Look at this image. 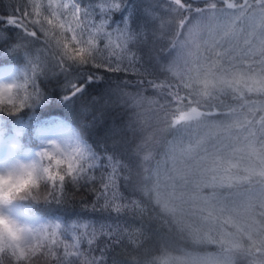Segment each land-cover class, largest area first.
<instances>
[{
	"label": "snow or ice",
	"instance_id": "snow-or-ice-1",
	"mask_svg": "<svg viewBox=\"0 0 264 264\" xmlns=\"http://www.w3.org/2000/svg\"><path fill=\"white\" fill-rule=\"evenodd\" d=\"M54 3L55 0H48L45 8L43 3L32 0V14L37 19L29 23L43 33V47H36L37 31L25 23L30 15L27 12L21 18L9 17L6 21L24 35L12 43L7 37H0V44L6 45L7 50L26 57L24 79L31 82L33 92L23 97L20 106L33 105L46 96L37 80L47 78L50 60H55L54 66L64 74L63 87L71 91L70 96H62L64 102H70L93 83L95 77L85 74L86 66L113 72L137 71L145 77L138 84L150 86L163 103L139 92L120 90V100L132 109L127 130L135 135L139 126L141 134L135 155L149 163L158 142L154 133L143 135L146 129L138 109L145 102L162 119L165 128L160 131L170 129L173 133L172 139L166 141L164 166L157 164L151 171L146 169L144 187L139 190L165 215V223L193 246H217L215 252L202 253L195 247L193 251L181 249L179 257L157 258L149 264H239V257H244L247 264H264V0H204L203 7H194L191 0H171L176 7L170 10L180 12L179 28L187 27L189 37L181 41L177 31V39L161 47L159 75L131 53L130 44L154 40L143 28L131 27L135 23L133 15L122 19L123 27L118 24L112 31L107 30V17L113 11H123L126 0L102 7L105 18L99 23L79 0L55 7ZM148 76L155 78L146 79ZM15 86L0 84V104L7 95V103L16 107L10 95ZM252 95L257 99H250ZM196 125L206 131L193 134ZM110 131L115 135L118 130ZM39 155L42 161H50L45 168L48 181L32 200L68 203V185H91L95 196L93 211L99 207L117 217L130 214L141 221L140 227L133 232L131 225L117 221L97 230L83 218L67 224L36 218L25 223L15 237L0 236V264H4L5 257L9 264H36L40 257H52L56 264H66L56 250L60 245L65 248V256L69 248L75 249L72 255L83 257L80 264H105L106 249L101 250L99 258L91 255L98 232L113 246L123 244L127 238L137 248L145 246L149 231L153 236L160 235L143 222L147 206L120 191L121 172L129 173L123 177L127 185L132 168L117 157L116 149L109 152L105 146L98 152L82 131H74L70 137L46 141ZM193 184L211 188L212 195L193 196L189 191ZM73 224L84 231H77ZM70 228L74 234L68 243L65 237ZM84 241L89 246L88 253L79 251Z\"/></svg>",
	"mask_w": 264,
	"mask_h": 264
},
{
	"label": "trees",
	"instance_id": "trees-1",
	"mask_svg": "<svg viewBox=\"0 0 264 264\" xmlns=\"http://www.w3.org/2000/svg\"><path fill=\"white\" fill-rule=\"evenodd\" d=\"M43 3L44 0H38ZM115 0H79L82 7H88L93 18L97 23L105 14L101 8L106 4H111ZM183 2V0H182ZM194 7L204 6V0H191ZM176 6L171 4V0H126V7L123 11H113L108 18V31H112L126 15H133L135 23L131 24L133 29L139 30L143 28L147 36L154 37V40L146 42H134L129 45L131 53H134L141 62L150 67L156 75H159L158 60L161 47H167L169 42L176 40V33L179 31V40L183 41L189 37L187 27L180 29L179 21L182 15L179 11H171ZM27 12L30 15L25 18L29 28L37 31L39 43L37 48L43 47L44 35L39 32L38 27L29 23L37 17L32 14V0H0V37H7L9 43L15 42L19 36L24 35L23 31L6 23L9 17L21 18L22 13ZM45 15L48 13L45 12ZM42 19V17H40ZM47 27V25H45ZM215 27V25H213ZM70 37V34H68ZM101 41V47L103 46ZM55 60H50L47 64V78L40 77L37 84L41 92L46 94L39 102L21 107V101L24 96L33 92L31 82L26 83L23 79V88L21 98L17 103V107L10 110L8 104H0V138H12L15 149L37 148L38 129L44 126L51 119H57L64 122L73 134L74 131H82L86 140H88L96 151H102V147H107L109 152L116 149V155L125 164H129L132 168L129 176V182L125 185L123 177L129 175L128 172L122 171L120 178V191L129 199H135L147 206L148 211L143 216V222L150 226L153 230L158 231L160 235L153 236L152 231L147 234V242L143 248H137L129 243L127 238L123 244L112 245L110 239L97 233V239L92 246L91 255L97 258L101 255V250H105V264H149V261L166 256L179 257L182 255L181 249L185 251L195 250L199 252H215L216 245L202 244L193 246L192 242L185 236L180 235L177 231L171 229L165 220V215L158 207L149 202L148 195L139 189L144 187V177L146 169L151 171L157 164L164 166L165 152L168 150L166 141L172 139V130L165 128L162 119L153 114L152 106L145 102L144 106L138 109L143 115V124L146 131L143 135L155 134L158 141L152 151V159L149 163H143L142 158L135 155V150L141 143V134L139 126L136 127V134L127 130L129 117L132 116V109L120 100V90L126 93H141L148 99L163 100L155 94L154 90L146 83L140 86L138 82L145 79L140 73L134 70L124 71H107L104 68L96 69L90 66L84 68L85 74L94 75L95 79L90 86L86 87L83 93L72 97L70 102H64L63 95H71V91L63 87L64 74L55 67ZM127 63V61H125ZM0 66H11L25 76L26 57L21 52H12L7 50L6 45L0 44ZM139 67V65L137 66ZM71 72V69H69ZM155 76H148L146 79H154ZM163 80L164 76H160ZM250 99H257L252 95ZM31 103V101H29ZM117 129L115 135L110 131ZM200 131H206L202 125L194 126L193 134ZM171 166L170 164L168 165ZM91 185L83 188H74L67 186L68 203L56 204L45 203L30 200L25 206L28 211L39 217H45L46 220L59 221L67 224L75 221L77 218L83 220L90 225H94L97 230L101 225H114L117 221L122 224L131 225L130 231L140 227V220H134L130 214H122L117 217L115 213L101 211L97 207L96 211L92 210L95 203V196L91 191ZM96 187H99L97 184ZM43 186H41V189ZM193 196H211L213 190L211 188H197L195 184L189 189ZM223 191V190H219ZM77 231L83 232L84 229L75 224L72 226ZM91 231V228L88 229ZM69 235L65 237L68 243L72 242V228ZM59 257H63L66 264H80L83 257L77 258L72 255L75 249L69 248L68 255L65 256V248L60 245L58 249ZM79 251L88 253L90 251L86 241L82 242ZM7 258V257H5ZM4 258V264H9ZM239 264H247L244 257L238 258ZM12 264H15L13 261ZM36 264H56V260L52 257H40L36 259Z\"/></svg>",
	"mask_w": 264,
	"mask_h": 264
},
{
	"label": "rangeland",
	"instance_id": "rangeland-1",
	"mask_svg": "<svg viewBox=\"0 0 264 264\" xmlns=\"http://www.w3.org/2000/svg\"><path fill=\"white\" fill-rule=\"evenodd\" d=\"M44 2L46 5L48 4V0H44ZM62 2H69V0H55L53 6L55 7L56 4ZM23 79H24L23 75L19 73L18 70L12 68L11 66L0 67V84H8V83L16 84V86L13 87L12 92L10 93L13 99V103H17V101H19L21 98ZM3 104H8L10 106V110L15 109L12 104L7 103V95L5 97V102ZM37 134H38V141H37L38 147L26 148L23 151L18 148L15 149L11 137L2 135L4 137L0 138V167L7 166L17 160H24V161L33 160L36 158V154L44 147L46 141L50 139L67 138L72 135L67 125L64 122H61L57 119H51L44 126L39 127ZM40 191H43V189ZM30 200L32 199L29 198L26 200L16 201L13 204L0 209V211H3L4 213L11 215L13 218L17 219L22 223H29L36 218H39L42 221H48L46 220L45 217H39L38 215L32 214L31 211H27L25 209V206ZM5 260L9 263L8 258H5Z\"/></svg>",
	"mask_w": 264,
	"mask_h": 264
},
{
	"label": "clouds",
	"instance_id": "clouds-1",
	"mask_svg": "<svg viewBox=\"0 0 264 264\" xmlns=\"http://www.w3.org/2000/svg\"><path fill=\"white\" fill-rule=\"evenodd\" d=\"M50 161H42L39 152L30 161L17 160L7 166L0 167V208H4L19 200L33 197L40 187L48 181L45 171ZM25 223L11 215L0 214V236L5 239L15 237Z\"/></svg>",
	"mask_w": 264,
	"mask_h": 264
}]
</instances>
